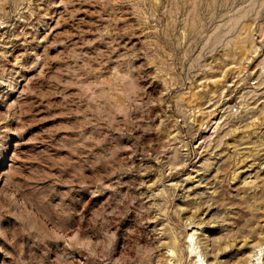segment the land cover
<instances>
[{"label": "rangeland", "instance_id": "1", "mask_svg": "<svg viewBox=\"0 0 264 264\" xmlns=\"http://www.w3.org/2000/svg\"><path fill=\"white\" fill-rule=\"evenodd\" d=\"M0 17V264H264V0Z\"/></svg>", "mask_w": 264, "mask_h": 264}, {"label": "built area", "instance_id": "2", "mask_svg": "<svg viewBox=\"0 0 264 264\" xmlns=\"http://www.w3.org/2000/svg\"><path fill=\"white\" fill-rule=\"evenodd\" d=\"M23 17H24V16H23V13H18L17 16H16L15 18L18 19V20H23V19H24ZM12 26H13V25L10 24V23L8 22V20H6V18H4V17H0V34H1L2 32H5V31L11 29ZM232 110H236V106H233V107H232Z\"/></svg>", "mask_w": 264, "mask_h": 264}, {"label": "bare ground", "instance_id": "3", "mask_svg": "<svg viewBox=\"0 0 264 264\" xmlns=\"http://www.w3.org/2000/svg\"><path fill=\"white\" fill-rule=\"evenodd\" d=\"M251 254H252V253H251ZM252 255H253V254H252ZM250 258H252L251 255H250ZM251 260H252V259H251ZM250 263H251V262H250ZM250 263H249V264H250Z\"/></svg>", "mask_w": 264, "mask_h": 264}]
</instances>
